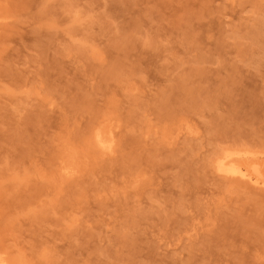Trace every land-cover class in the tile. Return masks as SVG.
Listing matches in <instances>:
<instances>
[{
  "label": "rangeland",
  "instance_id": "rangeland-1",
  "mask_svg": "<svg viewBox=\"0 0 264 264\" xmlns=\"http://www.w3.org/2000/svg\"><path fill=\"white\" fill-rule=\"evenodd\" d=\"M227 153L264 170V0H0L5 264H264Z\"/></svg>",
  "mask_w": 264,
  "mask_h": 264
},
{
  "label": "bare ground",
  "instance_id": "bare-ground-1",
  "mask_svg": "<svg viewBox=\"0 0 264 264\" xmlns=\"http://www.w3.org/2000/svg\"><path fill=\"white\" fill-rule=\"evenodd\" d=\"M99 146L104 151H110L112 147V142L104 140L101 136L98 137ZM234 153L225 154L218 161V169L225 175L236 178L239 181L245 182L254 187H263L264 188V173L263 169L259 164V160H252L250 162H238ZM0 264H5V260L0 258Z\"/></svg>",
  "mask_w": 264,
  "mask_h": 264
}]
</instances>
